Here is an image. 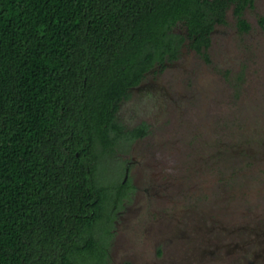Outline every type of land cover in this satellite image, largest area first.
Here are the masks:
<instances>
[{
	"label": "trees",
	"instance_id": "obj_1",
	"mask_svg": "<svg viewBox=\"0 0 264 264\" xmlns=\"http://www.w3.org/2000/svg\"><path fill=\"white\" fill-rule=\"evenodd\" d=\"M253 1L0 0V264H106L118 102Z\"/></svg>",
	"mask_w": 264,
	"mask_h": 264
},
{
	"label": "rangeland",
	"instance_id": "obj_2",
	"mask_svg": "<svg viewBox=\"0 0 264 264\" xmlns=\"http://www.w3.org/2000/svg\"><path fill=\"white\" fill-rule=\"evenodd\" d=\"M263 10L264 0H258L249 13L252 16L257 11L261 15ZM232 31L234 22L230 19L226 26H218L208 50L211 62L202 61V56L197 53L192 56L193 62L189 61L188 55L181 58L182 68L190 67L195 71L192 78L180 79L178 74L182 68L177 67L167 71L166 79L162 78L161 82L168 87V95L164 94L162 98L167 101L163 108L168 120L172 121L169 126H177L181 112L186 115L182 117L183 125L176 130V139H180L166 144L161 156L154 157L148 164H157L158 169L170 167L173 179L169 180L168 197H180L184 185L181 178L191 181L193 175L199 178L203 174L205 179L186 198L188 205H181L184 200L178 198L180 204L174 206L172 212L176 216L172 218L166 210L167 200L157 199L156 215L149 217L148 222L153 238L140 232L141 235L135 233L134 240L130 241L128 236L132 235L122 232L123 228L119 226L115 253L122 254L124 249L132 246L139 260L148 254L150 262L154 257L156 263H162L163 256H154L158 242H165L176 231L178 236L196 235V229L209 235L212 243L209 249L214 254L207 256L213 259L210 262H206L207 256L200 259V249L195 250V259L190 258L196 238L183 236L181 240L186 244L191 242V245L186 246L179 238H174L173 248H166L167 253L173 252L168 262L246 264L245 258L251 256V249H261L248 242L257 240L256 233L260 230L264 232V31L254 30L252 34L240 37ZM183 93L192 97L181 108L184 99L179 98ZM151 150L159 149L152 146ZM99 165L106 180L115 184L122 180L124 170L120 162L104 157ZM138 177L140 179V172L136 173V180ZM196 194L197 199L189 200ZM131 204L135 206V202ZM132 230L140 231L139 221L130 224L129 231ZM231 235L232 240L239 243L234 252L229 255L226 249L215 252L218 240L227 242ZM135 258L128 260L138 264ZM126 260L113 264H123ZM262 263L260 256L258 264ZM86 264L97 262L92 260Z\"/></svg>",
	"mask_w": 264,
	"mask_h": 264
},
{
	"label": "flooded vegetation",
	"instance_id": "obj_3",
	"mask_svg": "<svg viewBox=\"0 0 264 264\" xmlns=\"http://www.w3.org/2000/svg\"><path fill=\"white\" fill-rule=\"evenodd\" d=\"M257 1L258 0H254L252 3H249L243 9H241L239 13H237L235 9V4L232 3L225 10V21L216 22L209 32H204L205 37H200V33L191 34L188 25L182 23L176 25L174 27V31L181 33L183 36L176 55L171 57L169 54H167L162 62H154L153 65L143 73L140 81L137 84L130 86L127 89V94L124 95L118 102L117 111L115 114L117 116L118 122L123 126V133L118 137V143L115 145L114 150L110 152L111 155L107 157H112V160L118 161L122 164L124 175L120 181V183L123 184V187H119V184L116 183L114 184V189L112 191L113 196H115V203H112V228L110 230L111 234L108 240L109 245L107 247L106 264H113V262L120 263L123 261V259H127L123 264H132V262L128 259L135 257V259L139 262L138 264H175L172 261H167L169 258H171L173 252L170 250L169 253H167L166 248L169 246L173 248L172 242L174 241L172 240L174 238H179L181 243L186 246H190V240V243L187 244L181 240L183 236L188 237L189 239L192 237L196 238V246L194 247L190 258L195 259L194 256L197 255L195 250L197 251V249H200V259L205 258L207 255L214 254V251H210L209 249L210 245L212 244L209 235H207V233L198 232V229H196V235L192 234L178 236V231H176V233H173L169 239H165V242L159 241L154 256H163L162 263H156L154 257L152 262H150L148 260V258H150L148 254L144 256V259L142 258V260H139V257L136 256L137 253H133L132 246L124 249L122 254L115 253L114 246L115 238L120 231V229H118L119 226L123 228V231L121 230L122 232L130 233V235H132L128 236L130 241L134 240L133 236L135 233H139L141 235L140 232H145L153 238L150 232V227H148V222L150 220L149 217H151L153 214L156 215L155 210L156 207H158L156 206L157 199L163 198L167 200L166 206L168 208L166 210L169 214V217L172 218L173 215L176 216V214L172 212V210L175 209L174 206L180 204L178 198H180V200H184L183 204L181 203V205H188L186 202L188 199L187 197H189L193 190L198 189L201 182H203L205 179L203 174H201L199 178H194L193 175L191 181L187 180L186 178H181V184L184 185L181 186L182 192L179 193L180 197H177L178 195L175 197H168L169 194L167 190L170 185L169 180L173 179L170 175V167L158 169L157 164H148V162L154 157L159 158V156H161L160 154L162 151L166 149V144H169L172 141L176 143L180 139V137L179 139L178 137L176 139V130L183 125V116L186 115V113L181 112L180 115H182L183 118L180 117L177 126L174 128L169 126L171 125L172 121L168 120L167 112L163 108L165 105L164 102L167 101H163L164 98H162L164 94L168 95V90H166L168 87L161 83L162 78L164 80L166 79L167 75L165 73L170 69L184 67V65L179 61L186 55L189 56L188 58H190V62L194 61L192 56L195 53L202 56V61L208 63L211 62V56L208 53V50L212 44V35L218 29L219 25L226 26L228 24V19L234 22V31H232V33H234L236 36L240 37L247 34H252L254 30H257L260 33L263 32L264 10L263 12H260L261 15H259L257 11L252 16L249 13V10H253L255 8ZM242 21L246 22V27H244ZM194 73L195 71L190 67L187 69L182 68V71L178 74V77H180V79L183 77L192 78ZM190 97L192 96H188L186 93L181 94L180 98L178 97L179 99H184V101L181 102V108L187 105L189 101L188 98ZM165 117L167 119H165ZM170 138L174 139L170 140ZM152 146L153 148L159 150L152 151ZM171 152L173 153L175 150L171 149ZM137 172L141 173V177L140 179L138 177L136 180ZM196 196L197 194L195 197L193 196V198H189V200L193 199L194 201L198 198ZM133 202H135V206L131 204ZM137 221L140 222V231L132 230L130 232V224ZM260 231L256 233L257 240H251L248 243L258 247L260 246L261 249L258 251V249L253 250L252 248L250 252L251 256L249 258H245L246 264H258L260 256L263 259L262 264H264V232L261 233ZM228 238L230 240L227 242L225 239L218 240L219 242L215 244V252H218L221 249H226L227 255L231 254V252H234L233 250L239 246V243L238 241L232 240V235ZM174 247H176V245ZM211 259L213 258L207 256L206 262H210Z\"/></svg>",
	"mask_w": 264,
	"mask_h": 264
}]
</instances>
